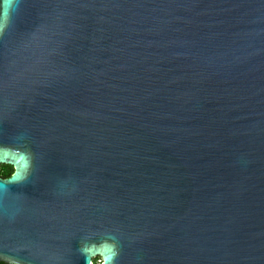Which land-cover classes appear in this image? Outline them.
<instances>
[{"label": "water", "instance_id": "obj_1", "mask_svg": "<svg viewBox=\"0 0 264 264\" xmlns=\"http://www.w3.org/2000/svg\"><path fill=\"white\" fill-rule=\"evenodd\" d=\"M11 144L33 167L0 192V260L87 264L110 233L115 264H264V0H22Z\"/></svg>", "mask_w": 264, "mask_h": 264}, {"label": "clouds", "instance_id": "obj_2", "mask_svg": "<svg viewBox=\"0 0 264 264\" xmlns=\"http://www.w3.org/2000/svg\"><path fill=\"white\" fill-rule=\"evenodd\" d=\"M22 0H2L0 3V34H3L9 27L12 17L20 10ZM15 140H22L23 135L14 137ZM33 167V155L23 145H0V192L7 194L9 185L22 184L27 181ZM80 253L85 257L87 264H115L120 254L116 237L105 233L99 243L89 242L81 244ZM7 264H19L12 258H7Z\"/></svg>", "mask_w": 264, "mask_h": 264}, {"label": "trees", "instance_id": "obj_3", "mask_svg": "<svg viewBox=\"0 0 264 264\" xmlns=\"http://www.w3.org/2000/svg\"><path fill=\"white\" fill-rule=\"evenodd\" d=\"M0 264H7V262L0 260Z\"/></svg>", "mask_w": 264, "mask_h": 264}]
</instances>
